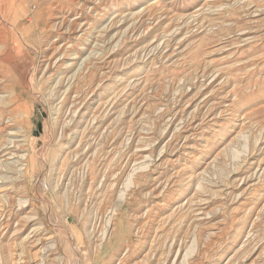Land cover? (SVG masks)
<instances>
[{"label": "rangeland", "instance_id": "rangeland-1", "mask_svg": "<svg viewBox=\"0 0 264 264\" xmlns=\"http://www.w3.org/2000/svg\"><path fill=\"white\" fill-rule=\"evenodd\" d=\"M0 12V264H264V0Z\"/></svg>", "mask_w": 264, "mask_h": 264}, {"label": "bare ground", "instance_id": "bare-ground-1", "mask_svg": "<svg viewBox=\"0 0 264 264\" xmlns=\"http://www.w3.org/2000/svg\"><path fill=\"white\" fill-rule=\"evenodd\" d=\"M1 1V0H0ZM4 2V1H3ZM5 3V2H4ZM137 4H138V2H133V5L132 6H137ZM58 8L56 7V9L55 10H57ZM62 9V8H61ZM61 11V10H60ZM1 13V12H0ZM32 13V12H31ZM30 13V14H31ZM60 16H61V13H59V12H55V15H54V21H56L57 19H59L60 18ZM61 23L59 24V25H62V22H63V20L62 21H60ZM56 25H57V23H55ZM55 25V26H56ZM7 56H9V55H7ZM10 57V56H9ZM5 59H8V57H4ZM239 114H237L236 112H234L233 113V116L231 117V123H234L235 122V120L237 119V116H238ZM63 150H64V148L62 147V149L61 150H59L57 153H56V155L53 157L54 159H53V162H56L57 160H58V158L61 156V154H62V152H63ZM205 156H207V152L206 151H204L203 153H202V155H201V158H204ZM200 158V159H201ZM198 161V160H197ZM198 163L196 162L195 164H194V167L197 165ZM190 186V185H189ZM187 189H189V187L187 188ZM247 227H246V225H242V226H240V228H239V232L237 233V235L235 236V238H234V240L231 242V243H229L228 245H226V246H224V247H222L221 248V250H220V252L218 253V255H217V257H216V259H215V261L212 263V264H216V262L223 256V255H225V254H227L228 252H231L234 248H235V246H236V243L240 240V238H241V236H242V233H243V231L246 229Z\"/></svg>", "mask_w": 264, "mask_h": 264}]
</instances>
